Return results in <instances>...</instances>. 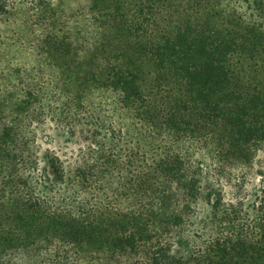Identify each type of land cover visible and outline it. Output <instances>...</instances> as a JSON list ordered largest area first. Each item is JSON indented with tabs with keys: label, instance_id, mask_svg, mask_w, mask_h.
Returning a JSON list of instances; mask_svg holds the SVG:
<instances>
[{
	"label": "trees",
	"instance_id": "1",
	"mask_svg": "<svg viewBox=\"0 0 264 264\" xmlns=\"http://www.w3.org/2000/svg\"><path fill=\"white\" fill-rule=\"evenodd\" d=\"M22 1L0 0V23ZM158 1L92 0L103 32L91 46L66 33L35 39L61 78L53 116L72 127L75 108L102 88L172 137H210L244 156L264 139V25L231 15L220 26V3L206 0L184 27L150 39ZM31 3L37 16L53 0ZM42 88L0 70V264H264V186L246 209L177 151L149 161L133 143L96 142L94 163L72 174L54 151L28 156L25 122L54 111ZM93 125V142L123 137L112 122Z\"/></svg>",
	"mask_w": 264,
	"mask_h": 264
},
{
	"label": "rangeland",
	"instance_id": "2",
	"mask_svg": "<svg viewBox=\"0 0 264 264\" xmlns=\"http://www.w3.org/2000/svg\"><path fill=\"white\" fill-rule=\"evenodd\" d=\"M31 1H22L15 15L0 23V70L11 73L15 81L19 71L23 76L25 72L27 78L42 85L43 102L52 104L54 109L25 122L24 128L31 132L29 136L33 138L28 144V156L40 157L43 162L42 155L47 150L54 151L64 162L67 173L72 174L77 166L88 170L86 165L94 163L91 159L97 154L90 149L97 143H133L136 148L147 152L149 161L156 158L158 152L173 149L199 169L204 185L216 181L226 201L241 199L245 201L246 209L251 207L256 194L264 186V139L245 147L243 156L238 151H226V144L215 143L210 137H172L164 127L151 125L145 115L123 109L118 97L102 88H94L87 94V110L75 108L83 112L71 119L72 127L61 126L60 121L63 120L53 116L59 113L57 110L55 112L59 99L55 90L61 78L52 65L53 61L48 59L43 44L39 41L37 44L35 39H43L47 33H66L78 41L80 47L85 42L91 46L93 39H97L103 31L92 18V0H53L52 6L41 8L44 12L37 16ZM214 1L220 3L217 9L221 16L213 17V20L220 26L231 15L238 18L243 15L245 20L257 18L264 25V9L261 11L255 0H211L210 5H214ZM156 3L158 11L150 39H158L166 31L184 27L196 11L206 5V0H159ZM233 11L235 14H232ZM59 106L61 108V104ZM97 119L112 122L118 130H122V139L115 141L102 133L93 142L89 130ZM115 132L111 138L118 137L119 133ZM203 208V205L198 208V221L206 214Z\"/></svg>",
	"mask_w": 264,
	"mask_h": 264
}]
</instances>
